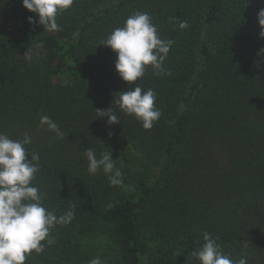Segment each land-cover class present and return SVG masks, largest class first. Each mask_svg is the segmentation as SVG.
I'll use <instances>...</instances> for the list:
<instances>
[{
    "label": "trees",
    "instance_id": "trees-1",
    "mask_svg": "<svg viewBox=\"0 0 264 264\" xmlns=\"http://www.w3.org/2000/svg\"><path fill=\"white\" fill-rule=\"evenodd\" d=\"M261 9L264 0H74L50 32L22 0H0V132L31 137L43 206L73 212L25 264H200L192 252L206 232L233 260L264 264ZM135 11L173 44L164 72L149 65L128 84L98 44ZM135 83L155 91L162 113L149 130L113 103ZM87 148L110 151L120 186L87 172Z\"/></svg>",
    "mask_w": 264,
    "mask_h": 264
},
{
    "label": "clouds",
    "instance_id": "clouds-1",
    "mask_svg": "<svg viewBox=\"0 0 264 264\" xmlns=\"http://www.w3.org/2000/svg\"><path fill=\"white\" fill-rule=\"evenodd\" d=\"M74 0H22V6L29 12L35 13L44 31H59L57 15L67 10ZM28 23H34L33 18H27ZM260 27L259 38H264V9L257 13ZM187 28V21L179 24ZM172 40L160 38L151 16L147 12L135 11L124 21L123 27L115 28L106 39L98 45L110 48L116 54L114 68L119 77L133 84L145 74L146 66H151L157 72H164L163 62L172 47ZM264 52V49H261ZM165 74H169L166 73ZM156 93L153 89H142L137 83L128 91L119 93L115 103L119 109L134 116L143 129L149 130L162 115L155 106ZM101 113L107 116L109 124L120 123L115 112ZM39 123L56 133L59 139H64L58 124L47 115L40 116ZM32 139L25 134L22 140H13L0 132V264H25L27 255L35 251H44V243L50 230L57 224H67L73 219V212L68 211L57 217L48 211L42 203L43 194L32 184L39 171V155L33 153L31 158L25 145L31 144ZM87 158V172L96 175L103 170L110 186L122 184V172L115 166L111 153H97L92 148L84 151ZM111 207V205H109ZM203 245L192 252L200 264H247V258L242 256L233 260L225 254L216 239L210 233L203 234ZM89 264H102L99 258L89 261Z\"/></svg>",
    "mask_w": 264,
    "mask_h": 264
}]
</instances>
